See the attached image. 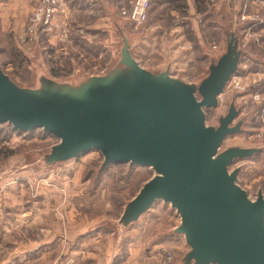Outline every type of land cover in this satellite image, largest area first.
<instances>
[{
    "label": "rangeland",
    "instance_id": "obj_1",
    "mask_svg": "<svg viewBox=\"0 0 264 264\" xmlns=\"http://www.w3.org/2000/svg\"><path fill=\"white\" fill-rule=\"evenodd\" d=\"M36 2L0 0V67L23 88H38L43 77L78 82L110 71L121 58V32L142 67L153 72L169 68L175 78L198 85L225 52L229 34L235 31L245 53L238 72L220 96L218 108L206 111V123L218 126L233 102L241 110L243 133L229 137L222 149L262 150L236 161L231 169L240 167L238 182L250 199L255 200L260 191L264 194V0H149L148 20L139 26L122 18V12H129L136 0H69L57 15L60 26L37 44L24 46L20 37ZM14 50L21 52L28 65L21 68L15 63ZM236 83L241 88H235ZM57 142L55 136L40 129L20 133L0 124V168L4 159L13 158L7 174L15 179L26 169L24 174L29 175L24 183L30 203L25 201L19 208L7 199L3 205L10 221L17 220L18 209L26 210L43 196L50 210L46 213L48 225L52 226L56 217L63 238H76L75 244L82 249L78 264H91L81 257L93 250L103 253L102 248L111 254L119 250L118 263L156 264L167 252L174 258L171 264H182L188 248L184 237L174 234L181 221L170 204L157 201L136 223L120 225L126 206L155 175L153 170L129 164H113L103 170L104 158L95 150L59 167H34L36 159L48 154ZM16 187L18 192L22 185ZM37 188L48 194L39 196ZM49 192L58 195L53 198ZM89 237L100 240L86 242ZM20 239L12 234L3 236L0 230V263ZM61 246V255L53 259L52 251L46 264H55L57 258L59 264L69 257V240Z\"/></svg>",
    "mask_w": 264,
    "mask_h": 264
},
{
    "label": "water",
    "instance_id": "obj_2",
    "mask_svg": "<svg viewBox=\"0 0 264 264\" xmlns=\"http://www.w3.org/2000/svg\"><path fill=\"white\" fill-rule=\"evenodd\" d=\"M121 34L118 64L78 82L43 77L38 88H23L0 67V124L57 138L34 167H59L95 150L104 158L103 170L113 164L153 170L120 225L136 223L157 201L170 204L181 221L174 234L188 248L182 264H264V194L250 199L238 182L240 167L231 169L262 150L222 149L229 137L243 133L234 102L218 126L206 123V111L218 108L245 53L236 32L198 85L175 78L169 68L145 69Z\"/></svg>",
    "mask_w": 264,
    "mask_h": 264
},
{
    "label": "crops",
    "instance_id": "obj_3",
    "mask_svg": "<svg viewBox=\"0 0 264 264\" xmlns=\"http://www.w3.org/2000/svg\"><path fill=\"white\" fill-rule=\"evenodd\" d=\"M12 160L13 158L5 159V163L3 162V164L5 165L0 168V230H3V236L12 234L19 236L21 239L13 244V250L10 254H8V256L2 258L3 261H1L2 263L0 264H46L47 255H50L48 257L51 258L52 251L53 259H55V256L58 255V253H60L61 255V245L63 241L68 240L70 244L69 257L67 259H64L63 261H60L59 264H66L68 260V262H70L69 264H78L79 262L77 258L79 255V251H81L82 249H78L77 244H75L77 243L76 238H73V240L71 237L69 239L63 238L60 229V221L56 222L55 220H58L56 217H54L55 220L52 219L53 225H48L49 222H47L46 213H48V211L50 210L47 209L46 205L43 203V196H40L42 194L41 192H46L48 194L45 189H43V191H40L37 188V193H39L38 195L40 196V198L37 199L38 202H35L34 205L30 204L31 206H27L26 210L22 208H17V220L10 221V219H8L6 211L2 210L3 205H5V203L7 202V199H9L8 201H10L11 204L17 203L14 206H18L19 208L21 207V205L24 204L25 201L28 203H30L31 201V199H28L26 197V192L28 191L25 190L24 183V180L29 178V175L24 174V171L20 176H17L15 179H12V176L7 175L6 171L10 169V167L8 168V166L10 165ZM16 183L22 185V188L19 189L20 191H18L20 194H18V187H16L19 186V184ZM49 194L53 195V198H56V196L58 195L50 192ZM33 198L36 199V196L33 195ZM41 204H44V206ZM76 236L77 234L75 235V237ZM97 240H100V238L89 237L86 242ZM47 246H52L53 250H51V248ZM102 252L103 253H101L99 250H93L91 251V254L89 252L84 254V256L81 257V260L87 259L86 261H89L91 264L130 263V260L123 262L121 261L119 263L117 262L121 256V252L119 251H116L114 254H111L108 248H102ZM56 260H58V258ZM56 260L55 264L58 263V261Z\"/></svg>",
    "mask_w": 264,
    "mask_h": 264
},
{
    "label": "built area",
    "instance_id": "obj_4",
    "mask_svg": "<svg viewBox=\"0 0 264 264\" xmlns=\"http://www.w3.org/2000/svg\"><path fill=\"white\" fill-rule=\"evenodd\" d=\"M69 0H37L36 5L25 27V33L20 37L24 46H32L38 43L43 35L54 32L60 23L56 21L60 8ZM150 10L149 0H136L129 12H122L123 17H129L136 26L144 24L148 20ZM235 88H241L239 83ZM174 258L165 252L156 261V264H171Z\"/></svg>",
    "mask_w": 264,
    "mask_h": 264
},
{
    "label": "trees",
    "instance_id": "obj_5",
    "mask_svg": "<svg viewBox=\"0 0 264 264\" xmlns=\"http://www.w3.org/2000/svg\"><path fill=\"white\" fill-rule=\"evenodd\" d=\"M13 54H14V58H15L14 61L19 67L23 68V66L25 64L28 65L26 58H24V56L21 54V52L19 50H14Z\"/></svg>",
    "mask_w": 264,
    "mask_h": 264
}]
</instances>
